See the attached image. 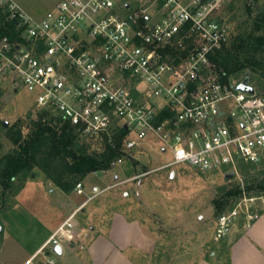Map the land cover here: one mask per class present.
Wrapping results in <instances>:
<instances>
[{
  "label": "built area",
  "instance_id": "built-area-1",
  "mask_svg": "<svg viewBox=\"0 0 264 264\" xmlns=\"http://www.w3.org/2000/svg\"><path fill=\"white\" fill-rule=\"evenodd\" d=\"M131 1L59 0L37 18L15 0H0L18 33L12 39L0 32V73L14 75L36 93L38 107L87 139L125 128L126 150L156 142L170 151L171 160L156 169L232 175L244 198L219 218V239L241 212L250 225L259 215L256 201L264 204L263 196L248 197L243 173L264 163V94L237 90L240 82H225L213 61L230 40L214 20L228 0ZM175 48L183 51L169 52ZM129 79L146 91L137 96ZM75 189L84 193L83 183ZM77 211L23 264H56L57 246L64 252L63 243L77 236Z\"/></svg>",
  "mask_w": 264,
  "mask_h": 264
},
{
  "label": "rangeland",
  "instance_id": "rangeland-1",
  "mask_svg": "<svg viewBox=\"0 0 264 264\" xmlns=\"http://www.w3.org/2000/svg\"><path fill=\"white\" fill-rule=\"evenodd\" d=\"M15 1L43 18L59 0ZM232 17L234 21L227 25ZM214 18L228 29V48L246 34L256 44L238 51L237 59L249 66L229 81L249 77L256 92L264 94V0H228ZM222 70L217 65V71ZM129 82L137 96L146 91L142 83ZM35 102V92L18 83L14 75L0 73V160L14 149V131L21 127L26 133L34 127L32 119L42 109ZM101 141L99 137L89 139V151L103 148ZM123 150L125 155L111 169L92 172L81 180L85 181L84 194L75 187L62 190L37 166L5 192L1 186L0 264H23L74 207L91 196L77 208L72 219L77 236L63 243L64 252L56 256V264H264L262 200L256 201L253 210L259 215L250 225L241 212L229 232L216 238L219 218L230 215L244 198L236 194L237 179L222 171L201 173L186 166L173 168L177 171L172 179V169H156L172 158L156 142ZM243 173L248 197H264V163L249 166ZM115 182L123 183L106 189ZM96 187L106 190L96 194Z\"/></svg>",
  "mask_w": 264,
  "mask_h": 264
},
{
  "label": "trees",
  "instance_id": "trees-1",
  "mask_svg": "<svg viewBox=\"0 0 264 264\" xmlns=\"http://www.w3.org/2000/svg\"><path fill=\"white\" fill-rule=\"evenodd\" d=\"M234 18L229 19L226 22L227 25H230ZM0 22L2 34H7L12 39L18 36L16 23L8 21L2 11H0ZM261 24L262 22L257 23L258 27ZM238 38H240V43L234 41L230 48H228V43L213 56L216 65L219 68L222 66L225 68L222 70L225 73V82H229L230 78H238L240 73L249 66L237 59L238 51L249 43L256 45L255 42H250L252 38L250 34L241 35ZM261 40L264 44V35ZM182 51L177 48L169 50L174 55ZM230 61L234 62L233 66L229 64ZM245 78L249 79V77H244L239 82ZM32 123L34 127L26 133L21 127L16 131L11 129L15 132L14 149L0 160V187L4 188L3 192L13 187L17 179H24L28 176L35 166L42 170L46 179L69 192L90 173L111 169L114 162L125 155L123 150L127 135L125 128L115 127L111 133H103L99 137L103 148L89 151L91 147L89 139L82 136L77 127L64 121L58 115L51 114L50 109L42 108L32 119ZM4 128L9 129L10 127L4 126ZM248 167L246 166L245 169ZM261 185L264 186V177L261 179ZM236 191V194L242 193L239 186Z\"/></svg>",
  "mask_w": 264,
  "mask_h": 264
},
{
  "label": "water",
  "instance_id": "water-1",
  "mask_svg": "<svg viewBox=\"0 0 264 264\" xmlns=\"http://www.w3.org/2000/svg\"><path fill=\"white\" fill-rule=\"evenodd\" d=\"M237 90L239 91H247V92H250V93H253L255 92V88L249 84V79L248 78H245L243 81H241L236 87H235ZM7 124V122H6ZM175 176V173L172 172L171 174V178L173 179ZM229 178L232 177V175H228ZM2 230V227L0 225V232ZM57 252L62 255L63 254V248L61 246H57L56 248Z\"/></svg>",
  "mask_w": 264,
  "mask_h": 264
},
{
  "label": "crops",
  "instance_id": "crops-1",
  "mask_svg": "<svg viewBox=\"0 0 264 264\" xmlns=\"http://www.w3.org/2000/svg\"><path fill=\"white\" fill-rule=\"evenodd\" d=\"M224 175H225L226 177H228L227 174H224ZM89 176H90V174L87 176L86 179H88ZM228 178H229V177H228ZM84 179H85V178H84ZM86 179H85V180H86ZM81 182L83 183V186H84V193H85V181H84V182L81 181ZM113 184H114V183H113ZM110 185H112V184H110ZM110 185H108L107 187H109ZM97 189H99V188L96 187V188H95V191H96ZM103 189H104V188H103ZM84 193H82V194H84ZM93 196H94V195H93ZM91 197H92V196H91ZM93 198H94V197H93ZM88 200H89V199H87V200H85V201H83V202H80V204H79L77 207L75 206L74 209H77L79 206L83 205V204L86 203ZM90 200H91V199H90ZM74 209H73V210H74ZM253 226H255V225L253 224L252 227H253ZM56 227H57V226H56ZM252 227H251V228H252Z\"/></svg>",
  "mask_w": 264,
  "mask_h": 264
}]
</instances>
